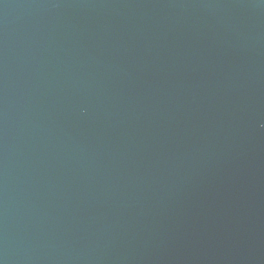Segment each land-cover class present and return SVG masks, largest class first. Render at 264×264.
Returning a JSON list of instances; mask_svg holds the SVG:
<instances>
[{
	"label": "water",
	"instance_id": "95a60500",
	"mask_svg": "<svg viewBox=\"0 0 264 264\" xmlns=\"http://www.w3.org/2000/svg\"><path fill=\"white\" fill-rule=\"evenodd\" d=\"M0 264H264V0H0Z\"/></svg>",
	"mask_w": 264,
	"mask_h": 264
}]
</instances>
